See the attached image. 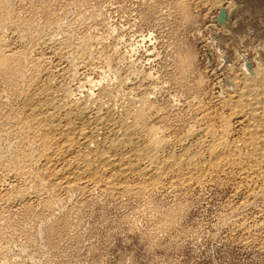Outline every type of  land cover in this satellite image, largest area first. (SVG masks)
Wrapping results in <instances>:
<instances>
[{
	"label": "bare ground",
	"instance_id": "obj_1",
	"mask_svg": "<svg viewBox=\"0 0 264 264\" xmlns=\"http://www.w3.org/2000/svg\"><path fill=\"white\" fill-rule=\"evenodd\" d=\"M24 1L0 0L1 228L9 215L23 209L53 212L57 193L147 197L246 184L248 188L244 185L236 193L233 207L238 213L264 197L261 64L252 69L246 60L233 72L216 98V108L186 101L193 120L183 127L153 99L163 86L142 93L133 85L129 89L136 79L140 84L153 81L152 74L123 75L116 47L96 53L94 47L101 41L89 35L74 39L78 37L76 32L73 37L74 27L61 20L43 26L20 17L15 7ZM198 3L210 10L225 6L224 0ZM50 27L54 34H48ZM0 264L8 263L0 259Z\"/></svg>",
	"mask_w": 264,
	"mask_h": 264
},
{
	"label": "rangeland",
	"instance_id": "obj_2",
	"mask_svg": "<svg viewBox=\"0 0 264 264\" xmlns=\"http://www.w3.org/2000/svg\"><path fill=\"white\" fill-rule=\"evenodd\" d=\"M27 1L17 2L20 17L43 26L61 20L74 27V39L89 35L101 41L96 53L116 49L123 75L152 74L153 81L136 79L129 89L142 93L163 86L153 99L183 127L193 120L186 101L216 108L227 78L246 60L252 69L264 68V0H224L222 11L197 0ZM241 185L147 197L57 193L53 212L39 207L9 215L0 227V259L8 264H264V197L238 213L236 193L248 188Z\"/></svg>",
	"mask_w": 264,
	"mask_h": 264
}]
</instances>
